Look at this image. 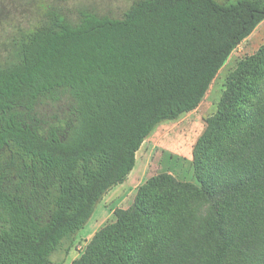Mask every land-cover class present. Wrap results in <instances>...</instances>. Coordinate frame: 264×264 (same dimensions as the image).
<instances>
[{
	"label": "trees",
	"instance_id": "1",
	"mask_svg": "<svg viewBox=\"0 0 264 264\" xmlns=\"http://www.w3.org/2000/svg\"><path fill=\"white\" fill-rule=\"evenodd\" d=\"M263 20L264 0H135L75 22L50 7L20 32L0 58V264H59L154 127L196 109ZM245 73L194 145L198 184L151 176L70 264H224L243 239L259 247L242 264H264V103Z\"/></svg>",
	"mask_w": 264,
	"mask_h": 264
},
{
	"label": "rangeland",
	"instance_id": "2",
	"mask_svg": "<svg viewBox=\"0 0 264 264\" xmlns=\"http://www.w3.org/2000/svg\"><path fill=\"white\" fill-rule=\"evenodd\" d=\"M134 1L0 0V58L7 55L20 32L33 29L41 20L44 11L50 7H55L67 19L75 22L77 13L82 9L98 15L120 17ZM240 65L246 71L241 78L244 82L256 83L261 89L260 102L264 103V20L231 52L196 109L182 114L176 120L162 121L154 127L136 152L135 166L125 182L113 187L103 196L89 220L76 233L69 252L66 254L63 248L56 251L51 256L52 261L70 264L80 256L94 232L115 219L113 212L116 208H128L137 188L151 176L169 173L180 181L198 184L192 167L194 145L205 129L207 118L215 113L229 77ZM42 109L44 113L52 114L56 111V106L44 103ZM263 221L258 220L256 229L264 228ZM236 242L238 246L227 256L224 264H242L239 252L243 248L255 250L259 247L258 240L243 239Z\"/></svg>",
	"mask_w": 264,
	"mask_h": 264
},
{
	"label": "crops",
	"instance_id": "3",
	"mask_svg": "<svg viewBox=\"0 0 264 264\" xmlns=\"http://www.w3.org/2000/svg\"><path fill=\"white\" fill-rule=\"evenodd\" d=\"M119 185H121V184H119ZM118 186V185H117ZM116 187V186H115Z\"/></svg>",
	"mask_w": 264,
	"mask_h": 264
}]
</instances>
